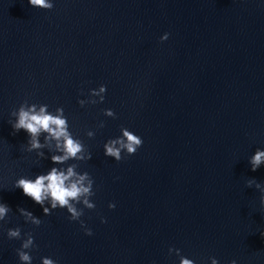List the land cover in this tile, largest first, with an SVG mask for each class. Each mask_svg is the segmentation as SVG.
<instances>
[{"label":"water","instance_id":"water-1","mask_svg":"<svg viewBox=\"0 0 264 264\" xmlns=\"http://www.w3.org/2000/svg\"><path fill=\"white\" fill-rule=\"evenodd\" d=\"M50 2L0 0V203L12 209L0 222V264H20L22 241L6 235L16 227L33 235L31 264H179L169 248L194 264H264L261 192L247 186L264 185V165L248 162L264 150V0ZM101 84L104 102L80 107ZM25 100L63 107L91 153L68 164L94 181L95 208L80 217L92 235L66 209L45 216L13 187L67 166L24 150L28 135L9 121ZM121 127L143 143L116 162L103 144ZM17 208L42 223H25Z\"/></svg>","mask_w":264,"mask_h":264},{"label":"clouds","instance_id":"clouds-1","mask_svg":"<svg viewBox=\"0 0 264 264\" xmlns=\"http://www.w3.org/2000/svg\"><path fill=\"white\" fill-rule=\"evenodd\" d=\"M28 4L35 8L50 10L53 4L50 0H28ZM168 33L160 37L161 41L168 38ZM106 86L101 84L95 89H89L88 99H78L80 107L85 105H95L103 103L105 99ZM82 94V93H81ZM47 104H29L27 100L23 101L19 107L10 113L15 117L14 121H9L14 133L23 130L28 135L25 151L36 152L40 159L48 158L54 165H67L66 167H51L46 174H37L35 178L20 177L13 187L22 190V193L29 197L36 204L40 205L43 215H50L52 210L66 209L70 221H79L85 235H92L91 229L85 227L84 222L80 220L83 215V209H94L95 204L91 202L90 197L95 195L93 191L94 181L88 172H78V163L68 164L69 161L86 162L91 159V153L87 150L84 143L73 135L69 130L68 118L64 115L63 107H56L54 112L48 111ZM103 115L115 119V113L111 109H104ZM98 128L104 127V122L100 121ZM43 135V142L40 137ZM88 138L94 137V132L86 131ZM140 136L134 134L125 127L120 128V135L108 139L103 144V152L106 157L113 158L116 162L125 159L127 156L134 155L138 148L142 146ZM43 149H47L51 155L45 156ZM252 171H256L264 165V150L257 148L248 160ZM259 189L261 192L260 204L264 207V185L255 179H249L247 186ZM80 204L83 207L78 208ZM109 209L115 208L114 203L108 204ZM12 209L5 203H0V222L7 223V215ZM17 212L23 217L25 223L39 226L42 221L32 212L17 208ZM106 222L101 218V223ZM2 228V225H0ZM8 239L21 240L20 247L17 248L16 255L20 264H31L32 256L30 250L35 247L34 238L31 232H25L21 236V228L6 229ZM264 237V230L261 231ZM171 254L179 257V264H194V261L180 255L179 249L169 248ZM211 264H218L215 258H209ZM41 264H56V261L49 257H42ZM229 264H236L235 260L229 261Z\"/></svg>","mask_w":264,"mask_h":264}]
</instances>
